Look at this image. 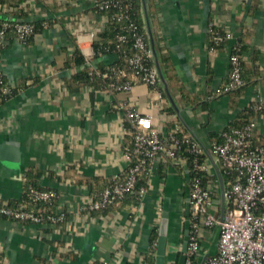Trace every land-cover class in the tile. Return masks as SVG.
I'll list each match as a JSON object with an SVG mask.
<instances>
[{
  "label": "crops",
  "instance_id": "obj_1",
  "mask_svg": "<svg viewBox=\"0 0 264 264\" xmlns=\"http://www.w3.org/2000/svg\"><path fill=\"white\" fill-rule=\"evenodd\" d=\"M13 1L19 12L6 2L0 16L31 21L55 15L64 20L43 29L29 44L14 36L3 44L0 72L9 86H22L23 91L0 105V146L8 153L19 152L13 167L0 160V202L20 201L25 176L35 171L39 187L58 192L56 211L66 219L56 230L0 217L2 264H141L154 244L153 233L159 235L165 212L167 246L176 250L167 253L166 264H179L188 234L187 171L178 172L181 168L176 165L155 167L142 205L105 213L80 211L90 196L84 181L112 179L128 169L130 162L124 155L131 138L124 133L127 109L150 117L165 135L174 127L170 116L175 114L182 132L209 147L252 102H264V0H144L150 11L155 10L144 19L159 71L160 94L140 82L122 92L91 85L73 89L76 84H67L79 70L74 64L67 67L76 48L85 62L89 60L85 66L91 71L117 60L116 55L93 57V43L106 24L93 11L95 0H46L49 9L38 1L31 9L22 7L27 0ZM211 28L234 37L217 53L209 50ZM243 37L247 68H258L259 74L250 77L251 83L233 106L220 90L229 77L231 48ZM157 48L166 53L168 64L160 65ZM183 96L197 100L187 104ZM172 107L175 111L168 112ZM253 120H257L255 141L264 142V111ZM73 177L84 184L71 182ZM159 205L163 207L160 215ZM134 208L139 212L133 213ZM202 246L216 253V231L206 232ZM66 250L75 256L60 257Z\"/></svg>",
  "mask_w": 264,
  "mask_h": 264
},
{
  "label": "built area",
  "instance_id": "obj_2",
  "mask_svg": "<svg viewBox=\"0 0 264 264\" xmlns=\"http://www.w3.org/2000/svg\"><path fill=\"white\" fill-rule=\"evenodd\" d=\"M36 5V0H27L22 7L31 9ZM105 6H109L108 3ZM2 7L0 11L4 9ZM11 26L12 24L5 23L0 28V44ZM14 27L16 40L24 44L34 33V25L28 20L20 21ZM213 38L217 44H223L234 37L231 33H226L213 34ZM126 40L123 35L117 36L119 43ZM134 48L136 54L129 58V68L139 77L140 83L147 85L153 93L160 94L158 69L145 65V61L152 57L145 39L137 36ZM210 52L215 53L213 49ZM97 54L100 55L94 51L93 57ZM86 62L90 64L89 60ZM241 65L242 59L231 53L229 77L220 94H228L243 86ZM126 71L121 67H113L103 76L125 77ZM93 72L100 75L99 71ZM133 86L134 83L127 80L122 84L113 82L111 89L122 92L131 90ZM14 88L4 82V75L0 72V91L9 96ZM159 99L164 102L162 97L159 96ZM253 109L264 110V102L254 101ZM126 116V120H130L135 127L134 131H130L124 125V133L131 137L129 142L133 146L132 151L124 152L130 162L128 174L123 181L114 180L102 192L99 200L94 201L88 196L80 211L104 209L129 193L138 194L142 205L149 192L155 167L176 165L182 172L187 171L190 175L187 197L189 216L186 219L188 248L184 254V264H264V142L255 141L257 120L242 129H226L221 134V140L213 141L209 147H205L195 137L182 132L176 123L175 114L170 116L174 127L167 135L155 126L150 117L137 110L127 109ZM142 171L146 172L148 183L147 186L137 188L138 174ZM117 177L118 175L113 179ZM76 180V177L71 178L73 183ZM28 197L29 203L18 208L3 207L0 214L22 223L56 226V230L65 224V214L46 215L45 210L36 212L29 208L39 203L51 206L59 198L56 191L32 188ZM138 208H134L133 213L139 212ZM162 213L163 207L159 205L158 214ZM213 230L217 233L216 253H210L208 249L205 251L202 246L206 232ZM151 247L149 255L155 257L157 243ZM61 251L63 250L59 249ZM141 264H145V259Z\"/></svg>",
  "mask_w": 264,
  "mask_h": 264
},
{
  "label": "trees",
  "instance_id": "obj_3",
  "mask_svg": "<svg viewBox=\"0 0 264 264\" xmlns=\"http://www.w3.org/2000/svg\"><path fill=\"white\" fill-rule=\"evenodd\" d=\"M38 1L39 5L42 4V6L45 7V9H49V6H47V1L46 0H36ZM9 3L11 6L14 5V8H12L14 11L19 12V9L15 7L14 1L13 0H0V6H2L4 3ZM105 3H108L109 6H105ZM151 8V5L149 6ZM93 11L97 13L98 15L102 16L105 21V28L97 34V37L93 43V49L97 54L96 58H100L106 55H116L117 60L110 65H105L103 63L99 64L96 68L97 70L94 71H99L100 75L95 74L93 71H91V67L85 66V58L81 54V51L76 48L75 52L72 54V57L69 58L67 62V67H70V65L74 64L75 67L78 70V72L75 73V75L71 78V80L67 81V84L71 86L72 84H76V87L73 86V89H78L81 86L84 85H91L95 88L98 89H103L111 91V85L113 82H116L117 84H122L123 82L127 80H131L132 83H137L139 82V77L134 74V71L131 70L128 66V60L131 58L134 54H136V50L134 48V42L135 38L137 36H141L145 39L147 48L151 50L152 52V57L148 58L145 61L146 66H155V59L153 56V50L150 47L149 44V35L147 34L146 30V23L144 19L145 17L151 18L152 16V11H155L151 9V11L148 9L146 3L144 0H95L93 3ZM54 13V12H52ZM20 18V17H19ZM22 19V18H20ZM20 19H11V18H4V16H0V28L2 27L3 24L9 23L12 24V26L6 30L5 32V38L3 43L0 44V55L5 48L3 44L8 40V37L14 36V38H17V33L15 30V25L20 22ZM64 17H57L53 16L52 18L45 19V20H28L31 24L34 25V33L31 35L25 44H29L32 41V38L41 32L43 29H47L50 27L51 24L54 23H61L63 22ZM213 34H220V35H225L222 30H219L217 28H211L209 31V36H208V43H209V50L213 49L215 53L223 50L227 44L230 42H225L221 44H217L216 41L213 38ZM123 35L126 37V41L123 43H119L117 41V36ZM246 40L242 39V41H239L235 43V45L231 48L230 53L238 55L242 59V78L244 81V84L241 88L238 90H234L229 92L228 95L231 98V102L233 106H236L237 100L241 93L244 91L246 88L247 83H251L250 77L251 76H257L259 74V69H249L247 68V64L244 60V53L246 51ZM120 45V48H118ZM157 58L159 60L160 65H166L168 64L167 56L166 53H163L162 50L157 48ZM113 67H121L126 69V76L125 77H116L110 76L104 77L103 75L105 73H108L111 68ZM170 73V72H169ZM171 79V77H169ZM160 81V80H159ZM4 82L8 84L4 78ZM158 89L161 91L159 82H158ZM23 91L22 86L16 87L13 89V93L9 96L4 95L2 91H0V105L8 102L15 96L19 95ZM183 100L187 104H192L195 102L197 99H190L189 96H183ZM254 102H252L249 107L246 109V111L239 116V120L235 121L231 127L229 128L230 130L232 129H242L243 127L247 126L250 124L251 118L254 117L256 114H262L264 110L262 111H257L253 109ZM168 112H174V108H169L167 109ZM125 128L134 131L135 127L133 123L130 120L125 119ZM228 129V130H229ZM131 138L129 139V141ZM221 140V137L218 139ZM217 140V141H218ZM127 142L124 150L127 151H132L133 146L130 142ZM188 155V154H187ZM135 163V160H133ZM129 169V167H128ZM128 169L125 170L123 173L119 174L117 179H99V178H91V179H86L84 181L85 186L87 187L89 191V195L93 198L94 201H97L100 199L102 192L110 187L115 181H123L126 178V175L128 174ZM178 172H181V169L178 170ZM39 177L38 172H28L25 176V188H24V193L20 201L17 202H10V203H3L0 202V209L3 207H10V208H18L21 207L22 205H25L29 203V197L28 193L32 188L39 189V190H49L45 189L42 187H39L37 184V178ZM224 178H226L224 176ZM115 180V181H114ZM83 183L82 180L78 179L75 181V183ZM83 183V184H84ZM148 183V176L146 172L142 171L138 174V181H137V188L141 186H147ZM57 192V191H56ZM58 193V192H57ZM140 201V198L138 194L136 193H129L127 194L123 199H119L109 205H107L104 209L98 210V211H88L85 213L93 214L96 212H107L110 209H118L122 210L123 208H126L130 204H135L137 205ZM58 200H56L51 206L49 205H44L43 203L36 204L35 206H30L29 208L36 211H44L46 212V215L48 214H56L58 215L56 211V203ZM6 204V205H5ZM0 217L3 218H9V219H14L12 217L5 216L3 214H0ZM15 220V219H14ZM19 222V221H18ZM47 223V222H46ZM52 226V225H51ZM56 227V226H53ZM157 235L158 233H153L152 236V242L155 243L157 240ZM74 255V252L69 251L66 253H61L60 257L62 258H72ZM3 255L0 254V264L3 262ZM94 264H105L101 261H96ZM145 264H155V258L152 257L151 255H148L145 259Z\"/></svg>",
  "mask_w": 264,
  "mask_h": 264
},
{
  "label": "water",
  "instance_id": "obj_4",
  "mask_svg": "<svg viewBox=\"0 0 264 264\" xmlns=\"http://www.w3.org/2000/svg\"><path fill=\"white\" fill-rule=\"evenodd\" d=\"M10 149V148H8ZM6 147L0 146V160L9 167L15 166L14 164L19 161V152L18 150H12V152H5ZM187 214L189 215V206H187ZM168 213H164L159 229V235L157 238V248H156V257L155 264H166L167 253L176 251L174 248H169L167 246V233H168ZM188 248V239L183 243L182 246V256L180 257L179 264L185 263V253Z\"/></svg>",
  "mask_w": 264,
  "mask_h": 264
}]
</instances>
